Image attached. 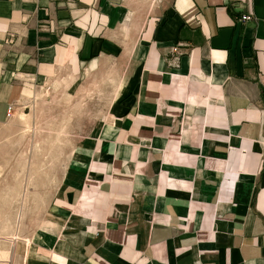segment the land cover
I'll return each instance as SVG.
<instances>
[{"label":"crops","instance_id":"crops-1","mask_svg":"<svg viewBox=\"0 0 264 264\" xmlns=\"http://www.w3.org/2000/svg\"><path fill=\"white\" fill-rule=\"evenodd\" d=\"M83 70L108 108L20 263L264 264V0H0V125Z\"/></svg>","mask_w":264,"mask_h":264},{"label":"rangeland","instance_id":"rangeland-1","mask_svg":"<svg viewBox=\"0 0 264 264\" xmlns=\"http://www.w3.org/2000/svg\"><path fill=\"white\" fill-rule=\"evenodd\" d=\"M101 82L91 71H62L31 86L33 95L0 125V240L13 250L36 243L80 142L102 121L109 91Z\"/></svg>","mask_w":264,"mask_h":264},{"label":"bare ground","instance_id":"bare-ground-1","mask_svg":"<svg viewBox=\"0 0 264 264\" xmlns=\"http://www.w3.org/2000/svg\"><path fill=\"white\" fill-rule=\"evenodd\" d=\"M96 66H94L93 64L89 66V69L90 70H93ZM73 69V68H72ZM73 71V70H72ZM33 95V92L31 91L30 88H28L26 91H25V97L26 98H29ZM14 116H12L10 118V120L13 118ZM22 118H25L24 114L22 115ZM55 225V224H54ZM41 229V228H40ZM43 229L45 230H48V226H44ZM22 251V248H21V245H17L16 249L14 251H12L13 253H19ZM10 256H11V253L10 251L6 250V249H3L2 252L0 253V264H7V262H9L10 260Z\"/></svg>","mask_w":264,"mask_h":264},{"label":"built area","instance_id":"built-area-1","mask_svg":"<svg viewBox=\"0 0 264 264\" xmlns=\"http://www.w3.org/2000/svg\"><path fill=\"white\" fill-rule=\"evenodd\" d=\"M254 21H255V17H254V15H253V13L251 12V10L247 13V14H244L242 17H241V19H240V22L243 24V25H248V24H250V23H254ZM175 51H177V49H174ZM18 77V78H17ZM17 79H20L21 78V76L20 75H17ZM27 79H29L30 77H26ZM14 110H15V106H10L9 107V111H8V115H7V117H8V119L10 120V118L13 116V112H14Z\"/></svg>","mask_w":264,"mask_h":264}]
</instances>
